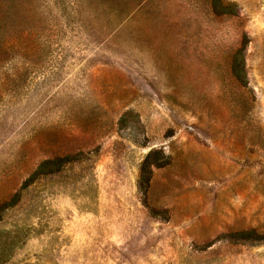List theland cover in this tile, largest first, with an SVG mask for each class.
I'll use <instances>...</instances> for the list:
<instances>
[{"label":"rangeland","instance_id":"374dc122","mask_svg":"<svg viewBox=\"0 0 264 264\" xmlns=\"http://www.w3.org/2000/svg\"><path fill=\"white\" fill-rule=\"evenodd\" d=\"M0 255L264 264V0H0Z\"/></svg>","mask_w":264,"mask_h":264},{"label":"trees","instance_id":"16d2710c","mask_svg":"<svg viewBox=\"0 0 264 264\" xmlns=\"http://www.w3.org/2000/svg\"><path fill=\"white\" fill-rule=\"evenodd\" d=\"M148 157H149V155L147 156V158ZM66 159L67 158H57V159L45 160V161L41 162L38 165L35 172L32 174L31 180H33L39 174L44 173L45 167H58L59 168L64 163V160H66ZM148 173H149V168L147 169L146 163H143V166L141 168V175H140V181L142 183H145V182L147 183L148 178H149ZM142 183H140V184H142ZM15 199H17V195L14 196L13 201ZM2 249H4V248H2ZM4 257H5V255H0V264H2L4 262Z\"/></svg>","mask_w":264,"mask_h":264}]
</instances>
